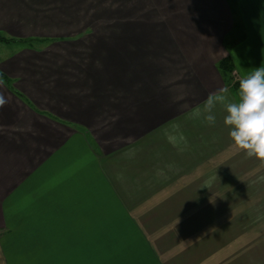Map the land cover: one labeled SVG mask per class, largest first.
<instances>
[{"label": "crops", "instance_id": "1", "mask_svg": "<svg viewBox=\"0 0 264 264\" xmlns=\"http://www.w3.org/2000/svg\"><path fill=\"white\" fill-rule=\"evenodd\" d=\"M198 1L0 0V32L30 40L0 42V264H264V160L222 105L192 115L238 99L222 57L236 81L264 66V0H236L252 31L228 50L229 1Z\"/></svg>", "mask_w": 264, "mask_h": 264}, {"label": "clouds", "instance_id": "2", "mask_svg": "<svg viewBox=\"0 0 264 264\" xmlns=\"http://www.w3.org/2000/svg\"><path fill=\"white\" fill-rule=\"evenodd\" d=\"M228 88L222 87L210 93L204 102L203 112L200 108L193 111V118L203 117L208 125L216 123L213 109L220 104L226 115L223 123L229 130V137L237 149L243 151L249 158L264 160V66L254 68L253 71L239 80L238 99H227ZM7 101L0 93V107ZM179 125L173 132H166L169 143L176 146ZM179 139L186 138L180 134ZM264 180V177H260Z\"/></svg>", "mask_w": 264, "mask_h": 264}, {"label": "rangeland", "instance_id": "3", "mask_svg": "<svg viewBox=\"0 0 264 264\" xmlns=\"http://www.w3.org/2000/svg\"><path fill=\"white\" fill-rule=\"evenodd\" d=\"M198 0H150V17H153L154 19L157 18H162V15L164 16L165 19L173 18L175 15H181L182 17L187 16L189 12L185 10V6L187 7L189 4H193L194 2L196 3ZM209 0H200V2H207ZM213 1V4H217V0H210ZM230 7L233 9V15L235 20H238L239 23V28H238V33H235L234 38H238L237 36L239 34H245L249 33L251 30L250 27H247L243 24V22L240 20L239 17V12H237V3L236 0H228ZM199 2V1H198ZM159 4H164L166 6V10H161L158 9ZM209 14H214L215 17H217V11L213 10L208 12ZM161 15V16H159ZM224 20V18L222 19ZM223 29H226V26L224 24ZM240 35V36H241ZM232 37V38H233ZM234 71V70H233ZM233 74V73H232Z\"/></svg>", "mask_w": 264, "mask_h": 264}, {"label": "trees", "instance_id": "4", "mask_svg": "<svg viewBox=\"0 0 264 264\" xmlns=\"http://www.w3.org/2000/svg\"><path fill=\"white\" fill-rule=\"evenodd\" d=\"M238 28H239V23L238 20H235L232 26L231 31L227 34V36L224 38V46L225 48L228 50L231 48V46L238 40L240 39L244 34H239L236 38H234L233 36H235V33H238ZM241 35V36H240ZM233 37V38H232ZM11 41H20L23 43H29L30 40L27 39H15V38H11L8 36H5L3 33L0 32V42H11ZM217 68L219 70V72L222 75V78L224 80V82L228 85H230L233 89L237 88L239 85V81L234 80V76H233V70H234V64L233 61L231 59L230 56H225L222 57L218 62H217ZM0 79L7 85H11V80L5 76L1 71H0ZM20 96H22V94L18 93Z\"/></svg>", "mask_w": 264, "mask_h": 264}]
</instances>
